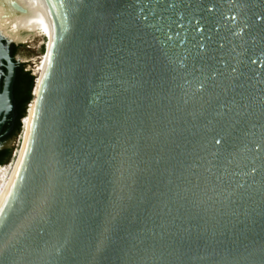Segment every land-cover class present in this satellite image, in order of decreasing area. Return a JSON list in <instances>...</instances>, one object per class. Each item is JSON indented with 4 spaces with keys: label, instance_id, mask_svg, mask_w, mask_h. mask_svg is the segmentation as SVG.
<instances>
[{
    "label": "water",
    "instance_id": "95a60500",
    "mask_svg": "<svg viewBox=\"0 0 264 264\" xmlns=\"http://www.w3.org/2000/svg\"><path fill=\"white\" fill-rule=\"evenodd\" d=\"M0 264H264V0H0Z\"/></svg>",
    "mask_w": 264,
    "mask_h": 264
}]
</instances>
